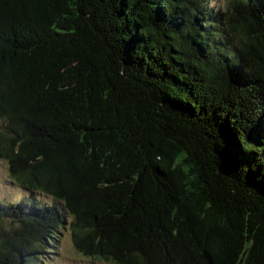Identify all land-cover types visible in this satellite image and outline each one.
Wrapping results in <instances>:
<instances>
[{
	"label": "trees",
	"instance_id": "trees-1",
	"mask_svg": "<svg viewBox=\"0 0 264 264\" xmlns=\"http://www.w3.org/2000/svg\"><path fill=\"white\" fill-rule=\"evenodd\" d=\"M212 1L0 0V264H264V0Z\"/></svg>",
	"mask_w": 264,
	"mask_h": 264
},
{
	"label": "rangeland",
	"instance_id": "rangeland-1",
	"mask_svg": "<svg viewBox=\"0 0 264 264\" xmlns=\"http://www.w3.org/2000/svg\"><path fill=\"white\" fill-rule=\"evenodd\" d=\"M225 4V0H213L211 4ZM227 8V4L224 5ZM29 193L13 184L7 177V163L0 161V198L7 200H25ZM42 202H50L45 197H39ZM51 253L44 256L43 264H101L85 258L75 247L71 233H67L58 244L51 247Z\"/></svg>",
	"mask_w": 264,
	"mask_h": 264
},
{
	"label": "water",
	"instance_id": "water-1",
	"mask_svg": "<svg viewBox=\"0 0 264 264\" xmlns=\"http://www.w3.org/2000/svg\"><path fill=\"white\" fill-rule=\"evenodd\" d=\"M255 5H257V7L258 8H264V5L262 6V4H260L259 2H255ZM260 13V16L262 15V17H263V19H264V15L261 13V11H259ZM261 37H262V39H264V25H263V27L261 28V30H260V34H259Z\"/></svg>",
	"mask_w": 264,
	"mask_h": 264
}]
</instances>
